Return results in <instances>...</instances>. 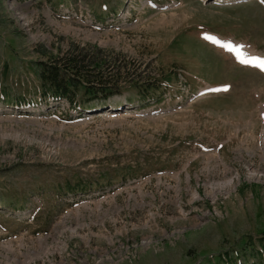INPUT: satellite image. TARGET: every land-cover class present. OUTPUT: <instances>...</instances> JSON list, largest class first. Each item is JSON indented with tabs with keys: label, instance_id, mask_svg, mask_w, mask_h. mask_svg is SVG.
Masks as SVG:
<instances>
[{
	"label": "rangeland",
	"instance_id": "374dc122",
	"mask_svg": "<svg viewBox=\"0 0 264 264\" xmlns=\"http://www.w3.org/2000/svg\"><path fill=\"white\" fill-rule=\"evenodd\" d=\"M145 1L0 0V264H264V69L232 48L263 58L264 6ZM69 48L124 66L117 104L42 93ZM153 169L179 174L61 199Z\"/></svg>",
	"mask_w": 264,
	"mask_h": 264
},
{
	"label": "trees",
	"instance_id": "16d2710c",
	"mask_svg": "<svg viewBox=\"0 0 264 264\" xmlns=\"http://www.w3.org/2000/svg\"><path fill=\"white\" fill-rule=\"evenodd\" d=\"M82 49L69 48L58 57L53 58V64L38 69V79L42 92L51 93L52 96L64 97L72 102L75 89L82 87L87 95L81 99L80 104L84 108H90L95 104H105L108 97L120 91L121 69L124 66H116L115 72L112 63L105 59L92 57V51L85 53ZM98 51V50H96ZM101 61L104 63L100 64ZM50 66V67H49ZM138 90H146L151 86L138 85ZM143 86V88H141ZM255 254L258 262L263 263L264 256V229L257 236ZM230 260V258H229ZM223 261L229 264L226 257Z\"/></svg>",
	"mask_w": 264,
	"mask_h": 264
},
{
	"label": "snow or ice",
	"instance_id": "6c2138e0",
	"mask_svg": "<svg viewBox=\"0 0 264 264\" xmlns=\"http://www.w3.org/2000/svg\"><path fill=\"white\" fill-rule=\"evenodd\" d=\"M262 2H264V0H262ZM211 38V37H210ZM239 47L240 46H236V51H237V58L240 59V62L241 63H245V64H248V63H253V62H258L259 63V66L264 69V58H260V57H251L250 59H242L240 57V54H239ZM216 89H209V91H215Z\"/></svg>",
	"mask_w": 264,
	"mask_h": 264
},
{
	"label": "bare ground",
	"instance_id": "6f19581e",
	"mask_svg": "<svg viewBox=\"0 0 264 264\" xmlns=\"http://www.w3.org/2000/svg\"><path fill=\"white\" fill-rule=\"evenodd\" d=\"M225 44H227L228 46H231V45H230V43H225ZM232 48H233L234 50H236V46H233ZM243 59H244V58H243ZM230 181H231L230 179H229V180H227V181H225V182H224V185H227V184H229V183H230Z\"/></svg>",
	"mask_w": 264,
	"mask_h": 264
},
{
	"label": "built area",
	"instance_id": "2783aa9c",
	"mask_svg": "<svg viewBox=\"0 0 264 264\" xmlns=\"http://www.w3.org/2000/svg\"><path fill=\"white\" fill-rule=\"evenodd\" d=\"M143 182V181H142ZM137 185L133 186V187H130V188H136Z\"/></svg>",
	"mask_w": 264,
	"mask_h": 264
}]
</instances>
